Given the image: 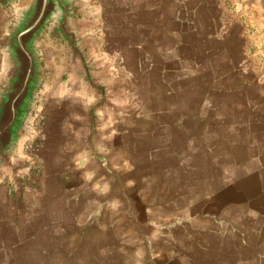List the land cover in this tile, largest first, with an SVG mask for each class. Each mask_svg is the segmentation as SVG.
<instances>
[{
    "label": "crops",
    "instance_id": "obj_1",
    "mask_svg": "<svg viewBox=\"0 0 264 264\" xmlns=\"http://www.w3.org/2000/svg\"><path fill=\"white\" fill-rule=\"evenodd\" d=\"M232 2L71 0L102 93L43 92L0 167V264H264V54Z\"/></svg>",
    "mask_w": 264,
    "mask_h": 264
},
{
    "label": "water",
    "instance_id": "obj_2",
    "mask_svg": "<svg viewBox=\"0 0 264 264\" xmlns=\"http://www.w3.org/2000/svg\"><path fill=\"white\" fill-rule=\"evenodd\" d=\"M13 1L16 0H0V7ZM232 4L239 16L251 17L250 38L264 54V0H233ZM72 18L71 0H31L9 35L7 48L13 72L0 93V167L9 163L43 77L36 42L48 23L57 21V32L69 50L71 64L79 62L86 82L102 93L92 82Z\"/></svg>",
    "mask_w": 264,
    "mask_h": 264
},
{
    "label": "rangeland",
    "instance_id": "obj_3",
    "mask_svg": "<svg viewBox=\"0 0 264 264\" xmlns=\"http://www.w3.org/2000/svg\"><path fill=\"white\" fill-rule=\"evenodd\" d=\"M20 2L30 3L31 0H18L12 3L19 4ZM19 21V20H18ZM37 54L40 59L43 77L34 94V99L31 105L29 115L23 125L20 132V137L14 152L20 151L21 144L25 138H29L33 134L32 127L33 122L45 120L47 117V112L43 111V105H47V96L43 92L47 89H56L59 84H57L56 77L61 76L65 73V76L80 82L83 88L93 94L94 89L90 87L84 80V72L80 65L76 67H69L68 52L64 42L62 41L59 33L57 32V21L53 20L47 25L46 31L36 42ZM92 79V78H91ZM94 84V83H93ZM57 85V86H56ZM81 85V86H82ZM95 85V84H94ZM74 88V87H73ZM78 89V88H76Z\"/></svg>",
    "mask_w": 264,
    "mask_h": 264
}]
</instances>
